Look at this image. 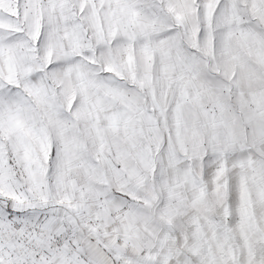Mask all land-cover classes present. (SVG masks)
<instances>
[{"label":"snow or ice","instance_id":"obj_1","mask_svg":"<svg viewBox=\"0 0 264 264\" xmlns=\"http://www.w3.org/2000/svg\"><path fill=\"white\" fill-rule=\"evenodd\" d=\"M0 264H264V0H0Z\"/></svg>","mask_w":264,"mask_h":264}]
</instances>
